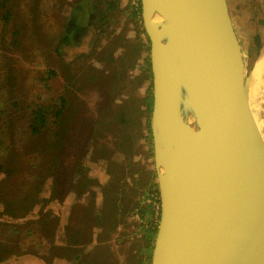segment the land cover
Listing matches in <instances>:
<instances>
[{
    "label": "water",
    "instance_id": "obj_1",
    "mask_svg": "<svg viewBox=\"0 0 264 264\" xmlns=\"http://www.w3.org/2000/svg\"><path fill=\"white\" fill-rule=\"evenodd\" d=\"M141 5L160 200L151 264H264V106L230 2Z\"/></svg>",
    "mask_w": 264,
    "mask_h": 264
},
{
    "label": "rangeland",
    "instance_id": "obj_2",
    "mask_svg": "<svg viewBox=\"0 0 264 264\" xmlns=\"http://www.w3.org/2000/svg\"><path fill=\"white\" fill-rule=\"evenodd\" d=\"M249 1H251V5H249ZM259 1L242 0L241 12L232 8L235 20L249 21L253 28H244L249 33L247 39H250L252 35L264 32V3H259ZM44 2L46 7L43 15L37 14L38 2H35L31 7V12L35 13L33 16L30 17L28 13L22 14L21 19L27 20L29 24L28 30L24 29L26 33L24 45H19L18 49L12 50L18 59L16 63L25 59L24 54L19 53L21 49H31L33 43L37 45L42 41L39 40V26L37 25L39 22L35 19H43L48 24L49 30L56 29L58 31L62 28L58 29L57 27L66 23L70 18L69 14L64 15L63 7L53 12L51 10L52 0H44ZM59 2L62 5L64 0H59ZM129 2V0H122L121 10H125V12H119L117 16L119 21L110 27L107 25L97 29L95 26H90L88 32L77 28L78 35L75 39L78 41L71 43L67 46L68 49L63 51L61 56L65 58L64 60H58L59 58L51 53L46 56V61L41 59L39 62L38 58L37 62L32 64V73L35 74L39 70V73H43V75H39V80L36 83L32 81L27 100L31 102L39 98V102L45 101V109L49 105L46 102L49 96L58 93V88L64 89L61 82L65 79L74 83L76 81L74 76H79L85 77L87 80L91 78L93 81L99 79L101 83L87 88L88 91L81 90L82 88L86 89L85 85H73L75 97L70 102V108L65 117H62L60 123L57 122L55 125L53 117L49 115L51 124L45 129L51 132L50 135L63 131L66 127L69 131L63 135L65 145L58 155L59 167L57 163L53 162L54 165L56 164V171L52 170L51 173L59 171L60 174H63V178L67 182L65 183L66 187L70 186L72 178L76 175L77 187L68 188L70 195L66 194L67 197L62 196L60 199L54 197L56 192L53 194L52 180H45L40 189L39 185H35V188L40 191H37V200L30 205L31 210L28 213L17 216H12L7 212L0 213V221L11 224V226L2 227L3 235L0 238L5 239V242L15 252L5 257L3 261L0 260V264H151L152 251L147 249L151 238L147 235V231L152 221L149 222L146 217L155 213L158 208H151L146 217H143L146 212H141L146 211L147 204L155 199L156 187H152V183L158 184L152 130L153 73L145 64L150 59L151 45L143 26V18L141 20L140 15L130 17L126 12ZM66 8L70 7L65 6ZM16 11L21 12L20 8H16ZM247 13L248 15L252 13L255 16L250 15V18ZM103 31H107L106 34H102ZM243 37L246 38L244 35ZM247 48L245 47V50L248 51L250 69L256 79L258 52L251 53V49ZM83 55L85 56L83 62L75 61L76 58ZM119 55H125L120 65L114 63ZM131 57L134 58V61L131 62L133 68H130V63L127 61V58ZM112 60L114 62L111 63ZM70 62L77 64L73 71L67 64ZM48 64L56 69H60L64 64H67L68 67L64 71H60V78H53L54 74L49 72ZM122 67H126L123 75L120 72ZM101 88L103 91L100 93ZM101 94L108 97V103L112 99L113 106L107 105L104 108ZM82 104L83 107H80ZM52 109L54 111V107ZM25 116H29L27 109L13 116L11 120L19 121L21 117L24 121ZM105 116H108L107 122L114 121L115 125L108 126L103 130L99 140L93 144L94 148L91 153L87 149L90 147L87 141L92 136V126L95 129L98 121L102 127L104 123L102 119ZM81 123L84 124L83 127L79 125ZM98 130L99 125L95 132ZM121 139H125V141ZM39 146L38 138L37 141L30 144V149L37 150ZM48 146L49 143L41 156L53 159V151ZM38 153L39 150L36 154ZM14 158L16 162H20V155L11 156L12 160ZM48 166L50 167V165ZM44 173L45 171L41 175ZM5 178V173H1L0 185L2 182L5 183ZM112 183H114L113 194L108 191V187ZM78 188L81 189V194L80 199H76V202L82 198L83 202L89 204L91 200L87 212L84 213L86 220L96 230V225L93 223L98 219L93 212L98 210L95 209L96 206L102 211L110 208L109 213L105 214L104 222L108 227L111 226L112 230L111 234L106 233L99 237L94 232L91 235V231L84 228L79 233L84 238V244L76 247L78 243L74 240L69 241L67 238L66 228L58 227L56 229L52 226L43 230L39 220L49 212H54L56 217L63 216L66 209L64 206L63 208L59 206L60 202L64 205L68 199L72 200L73 193ZM0 200H3L2 196H0ZM154 204H158V202L155 201ZM0 206L3 208V205ZM80 213V211H75L74 220L77 224L78 218L81 217L78 215ZM156 220H158V216H156ZM30 231L32 234H29ZM77 253L82 255L76 261Z\"/></svg>",
    "mask_w": 264,
    "mask_h": 264
},
{
    "label": "trees",
    "instance_id": "obj_3",
    "mask_svg": "<svg viewBox=\"0 0 264 264\" xmlns=\"http://www.w3.org/2000/svg\"><path fill=\"white\" fill-rule=\"evenodd\" d=\"M52 1L51 10L53 12L63 7L64 15L69 14L68 16H70V18H68L66 23L60 24L57 27L58 29H60V27L62 28L58 31H56V29L54 31L49 30L48 24L45 23L43 19H35V21L38 20L39 22L37 23L39 26V40L42 41H40L37 45H34L33 43L31 49H21L19 53L24 54L25 59L23 61L19 60V63H16V60L18 59L13 54L12 50L18 49L19 45H24V36L26 34L24 29L28 30L29 24L27 20L21 19L22 14L28 13L30 17L33 16L35 13L34 11L31 12V7L35 4V2H38L39 9L37 14L40 13V15H43L46 3L44 0H0V174L5 173L6 175L4 180L5 183L2 182L0 185V196H2L3 199L0 200V205H3V208L0 206V213L7 212L12 216L23 215L31 210L30 205L35 203L37 200V191L41 188V184L45 180H52L53 194L56 192L54 197H58L60 199H62V196L67 197L66 194L70 195L68 188L77 187V178H75L76 175L72 178L70 186L66 187L67 184L65 185V183L67 182L63 178V174H60L59 171L58 173H51L52 170L53 172L56 171V164L54 165L53 162L57 163L59 167L60 163H58V155L65 145L63 135H66V133L69 132L67 131V127L63 131H59L54 135H50L51 132L47 131L45 127L51 124L49 115L53 117L54 123L57 125V122L60 123V119L65 117V114H67L70 108L69 104L73 97H75V94L73 93V85H85L86 89L82 88L81 90L88 91L87 88L92 87V85L94 87V84L95 86L100 85L98 83H101L99 79L97 81H93L91 78L90 80H87L85 77L79 76H74L76 77V81L74 83L65 79L61 82L62 88L64 89L62 90L58 88V93L51 94L49 96L46 100L49 105L45 109V101L39 102V98L31 102H28L27 100L29 93L28 90L31 88L32 81L36 83L39 80V75H43V73H39V70L35 74L32 73L33 62H37L36 60L38 58L39 62L41 59L42 61H46V56L51 53L56 58L58 57V60H64L65 58L61 56L63 51L68 49L67 46L71 43L78 41L75 39L78 35L76 32L77 28H81L83 31L86 30L88 32L90 26H95L97 29L100 27L104 28L107 25L110 27L112 24L119 21L117 17L119 12H125V10H121L122 0H64L62 5L59 0ZM129 1L128 7H126V12L129 13L130 17H137L140 15L142 20L141 0ZM65 6L72 9H65ZM16 8H20L21 12H17ZM67 9L69 10L68 12ZM106 32L107 31H103L101 33L106 34ZM83 57L85 56H80L76 58L75 61L83 62ZM124 58L125 55H119L116 57L115 62L112 60L111 63L114 62L115 64L120 65ZM133 59V57L127 58L128 63H130V68L134 67L131 65V62L134 61ZM67 64L72 71L77 67V64L74 62ZM67 64H64L60 69H56L55 67L54 69L50 66V64H48L47 67L49 68V72L54 74L52 76L53 78H60L59 73L68 67ZM145 64L152 73L151 60L149 59L148 63L146 62ZM125 68L126 67H122L120 71L122 72V75ZM49 86H51V83H49ZM102 91L103 88L99 90L100 93ZM105 97V95L102 96L101 94V102L104 108H106L105 106L107 105L110 107L113 106L112 103L114 101L111 99L108 103V97H106V99ZM83 104L80 107H83ZM24 107L29 111V116H25L24 121L21 117L19 121L11 120V118L16 116L19 112L26 110ZM52 107H54V111ZM107 117L108 116L103 117L102 122L104 123L102 127L97 121L96 128L99 125L98 131L95 132L96 128L94 129L92 126V136L87 141L88 146H90L87 149H89L91 153L94 148L92 147L93 144L99 140L104 132L103 130H105L108 126L115 125L114 121L107 122ZM79 125L81 127L84 126L83 123ZM38 138L40 145L39 149L31 150L30 144L37 141ZM121 140L125 141V139ZM48 143L50 150L53 151L54 154L53 159L51 157L41 156ZM125 144L127 145V141ZM38 150L39 153L36 154ZM104 152H106V149H104ZM17 154L20 155V162H16L15 158L13 160L11 159V156L16 157ZM48 165H50V167ZM44 171V175H41ZM35 185H39V189H36ZM152 187H156L154 196L155 199L151 203L147 204L146 211L141 212H146L143 215V217H146V215L150 213L151 208L158 207V209L155 210V213L146 217L149 222L152 221L150 223L151 225L148 226L147 231V235L151 238L147 249L152 251L153 255L154 242L156 240L159 225L160 200L158 198V184H154L153 182ZM73 194V199H68L64 205L59 201V206L62 208L64 206L66 209V213L63 216L56 217L54 212H49L46 213L39 221L41 222L40 226L43 230L52 226L56 229L58 227L66 228L67 238L69 241L74 240L78 243L76 247H79L84 244V238L79 234L80 231L84 228L90 230L93 229V227L92 224L86 220L85 216L82 225H79V222L77 224L74 220L75 211H79V207L83 205L84 202L76 204V199H78L81 194L80 188H78ZM155 201L158 202V205L154 204ZM95 209L98 210L93 212L94 214L99 215V218L105 214V210L102 211V209L98 206H96ZM86 212L87 209L84 213ZM156 216H158V220H156ZM55 217L57 218L56 221ZM100 223H102L101 218ZM4 226H11V224L0 221V237L3 235L2 227ZM96 229H99L103 233H108V228L105 226L96 227ZM99 230H97V232H99ZM109 230L111 232V226L109 227ZM29 234H32V231H30ZM13 250L14 249L11 248L7 242H5V239L0 238L1 261H3L4 258L10 254L15 253ZM15 251H17V249H15ZM81 255V253H77L75 255V260H79Z\"/></svg>",
    "mask_w": 264,
    "mask_h": 264
},
{
    "label": "crops",
    "instance_id": "obj_4",
    "mask_svg": "<svg viewBox=\"0 0 264 264\" xmlns=\"http://www.w3.org/2000/svg\"><path fill=\"white\" fill-rule=\"evenodd\" d=\"M241 1L242 0H229V2H230V6H231V11H232V14H233V10H232V8H234V9H236L238 12H241V9H242V7H243V4L241 3ZM258 1V0H257ZM259 3H264V0H260L259 1ZM249 5H251V1H249ZM245 9H248V8H245ZM248 11V10H247ZM251 16H255L254 14H252V13H249ZM247 15H248V13H247ZM250 15H248L249 17H250ZM233 18H234V21H235V25H236V28H237V31H238V34H239V36H240V38H241V41L243 42V45H244V48L246 47H248L247 49L248 50H250L251 49V51H254L256 48L254 47V42H253V39H254V37L256 36V35H252V37L250 38V39H247V36L249 35V33L247 32V30L246 29H244V28H242V23H245L246 24V28L247 29H253L250 25V22L248 21V22H245V21H238V20H235V16H234V14H233ZM251 18V17H250ZM242 32H243V34H242ZM260 32V31H259ZM243 35L246 37L245 39H244V37H243ZM258 35V34H257ZM259 35L261 36V44H262V47H263V49H264V32H260L259 33ZM246 40V41H245ZM247 53H248V51H247ZM108 191L110 192L111 191V193L113 194L114 193V183H112L109 187H108ZM79 199H80V197H79ZM81 202H83V200H82V198H81V200H79V201H77L76 202V204H79V203H81ZM90 202H91V200L89 201V204L86 202L85 203V201H84V204L80 207V209H79V211L81 212L80 214H78V215H81V217L80 218H78V222H79V225H82L83 224V221H84V211L90 206ZM158 205V204H157ZM160 207V206H159ZM158 208V207H157ZM109 209L110 208H107V210L106 211H104L105 212V214H108L109 213ZM104 210V209H103ZM103 215L102 217H100L101 219H102V223H100V218H99V215H94V216H96V217H98V219L97 220H95V221H93V223H94V225H96V227H103V226H105V227H107L108 228V234H111V232H110V230H109V227H108V225H107V223H105L104 222V219H105V217H106V215ZM78 215H77V217H78ZM103 225V226H102ZM97 230L98 229H90L89 231H91V235H92V233L94 232V233H96L97 234V236H101V235H103V234H106V233H103V232H101L100 230H99V232H97ZM105 240V239H104Z\"/></svg>",
    "mask_w": 264,
    "mask_h": 264
},
{
    "label": "bare ground",
    "instance_id": "obj_5",
    "mask_svg": "<svg viewBox=\"0 0 264 264\" xmlns=\"http://www.w3.org/2000/svg\"><path fill=\"white\" fill-rule=\"evenodd\" d=\"M241 25H242V28H246L247 27L245 23H242ZM260 60H261V63H263V64L258 66L260 68H259L258 74L256 75V79H254L253 85H254L255 91H256L261 103L264 106V54L260 58ZM257 62H258V60H257ZM157 121H158V124L160 125V121H159L158 118H157ZM162 147H163V149H166V145L165 144H163Z\"/></svg>",
    "mask_w": 264,
    "mask_h": 264
}]
</instances>
